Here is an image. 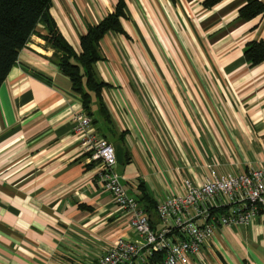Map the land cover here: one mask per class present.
Masks as SVG:
<instances>
[{"label": "crops", "instance_id": "obj_1", "mask_svg": "<svg viewBox=\"0 0 264 264\" xmlns=\"http://www.w3.org/2000/svg\"><path fill=\"white\" fill-rule=\"evenodd\" d=\"M118 1L52 0L49 12L81 53V36ZM204 1L126 0L125 33L99 43L106 85L92 93V130L122 147L116 171L138 200L141 185L158 203L212 169L264 167V61L245 57L264 40V13L246 20L247 0ZM48 34L41 19L0 85V264H96L117 238L139 239L73 132L89 111ZM190 264H264V213L218 227Z\"/></svg>", "mask_w": 264, "mask_h": 264}, {"label": "built area", "instance_id": "obj_2", "mask_svg": "<svg viewBox=\"0 0 264 264\" xmlns=\"http://www.w3.org/2000/svg\"><path fill=\"white\" fill-rule=\"evenodd\" d=\"M94 118L84 111L74 117L73 132L90 160L100 161L99 182L129 214L138 240L117 238L96 264H190L220 226L247 225L264 213V167L218 176L212 169L201 182L185 179L182 189L157 203L151 221L142 203L131 196L116 171L113 143L92 130Z\"/></svg>", "mask_w": 264, "mask_h": 264}, {"label": "trees", "instance_id": "obj_3", "mask_svg": "<svg viewBox=\"0 0 264 264\" xmlns=\"http://www.w3.org/2000/svg\"><path fill=\"white\" fill-rule=\"evenodd\" d=\"M221 0H205L207 7L214 6ZM52 0H0V85L7 78L16 63L21 50L37 33V25L44 19L49 29L45 37L47 43L57 54V63L61 71L71 78L73 89L82 97L84 107L91 112L92 93L100 96L106 85L95 73V64L102 59L99 43L109 31L125 33L122 19L126 16V0H119L115 10L109 13L99 24L92 26L81 36V53H77L59 30L50 14ZM246 20L264 13V1L247 0L239 10ZM245 57L251 65L264 61V40L249 42L245 48ZM101 112L107 115L101 106ZM108 116V115H107ZM141 199L151 221L157 219V203L147 194L144 185L140 186Z\"/></svg>", "mask_w": 264, "mask_h": 264}, {"label": "water", "instance_id": "obj_4", "mask_svg": "<svg viewBox=\"0 0 264 264\" xmlns=\"http://www.w3.org/2000/svg\"><path fill=\"white\" fill-rule=\"evenodd\" d=\"M116 154H117L118 162L123 163V150L120 145L116 146Z\"/></svg>", "mask_w": 264, "mask_h": 264}]
</instances>
